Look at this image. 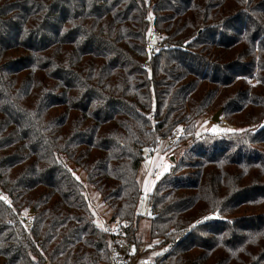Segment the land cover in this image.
Instances as JSON below:
<instances>
[{
  "label": "trees",
  "instance_id": "1",
  "mask_svg": "<svg viewBox=\"0 0 264 264\" xmlns=\"http://www.w3.org/2000/svg\"><path fill=\"white\" fill-rule=\"evenodd\" d=\"M220 109L244 131L195 140L149 193L152 264H264V0H0V264L109 261L71 164L134 257L146 155Z\"/></svg>",
  "mask_w": 264,
  "mask_h": 264
},
{
  "label": "rangeland",
  "instance_id": "2",
  "mask_svg": "<svg viewBox=\"0 0 264 264\" xmlns=\"http://www.w3.org/2000/svg\"><path fill=\"white\" fill-rule=\"evenodd\" d=\"M212 117V113H207L198 118L196 133L193 139H190L187 144H180L177 149L172 146L171 148L163 151L165 142L162 141L158 153H156L157 151H155L153 153L155 156H152L150 154L146 155L144 161L142 162L138 172V178L141 183L143 200H140L137 206V212L140 215L137 234L139 237H141L142 243L138 249V253L132 258L131 264H152L156 257L163 251V248H154L150 240L149 193L153 190L156 182L171 170V166L172 164H174V162H178L187 153V150L191 149V147L195 143V140H203L207 137L221 138L227 134L229 135L231 132L223 130L239 129L236 127V125L230 123L223 114L221 115L220 122L222 120H225L227 123L226 127L220 126V122L217 123L212 121ZM213 126H216L217 130H213ZM179 128L178 130L182 129L181 127ZM165 163L169 165L167 171H164L163 168V165ZM71 165L72 166L70 168L73 169L74 175L78 177L79 180L85 185L86 195L95 215L97 225L105 229L107 227V224L111 220L108 206L103 201L102 195L87 182L85 172L77 165ZM146 182L148 183L150 189L148 192H145L144 190ZM45 264L51 263L46 262Z\"/></svg>",
  "mask_w": 264,
  "mask_h": 264
},
{
  "label": "built area",
  "instance_id": "3",
  "mask_svg": "<svg viewBox=\"0 0 264 264\" xmlns=\"http://www.w3.org/2000/svg\"><path fill=\"white\" fill-rule=\"evenodd\" d=\"M169 48L170 44L165 41V36L162 30L151 23L147 35L146 49L150 53H156L168 50ZM148 66H150L149 59L146 62V67ZM221 124L223 126L227 125L225 120H222ZM178 133V130L174 131V135L169 138L170 143L176 142ZM140 200H143L142 196L139 198V201ZM31 220V215H27L26 222L29 224L31 223ZM106 230L110 237V257L106 264H128L131 258L130 255L135 251V243L127 235L126 223L118 218L111 219Z\"/></svg>",
  "mask_w": 264,
  "mask_h": 264
},
{
  "label": "snow or ice",
  "instance_id": "4",
  "mask_svg": "<svg viewBox=\"0 0 264 264\" xmlns=\"http://www.w3.org/2000/svg\"><path fill=\"white\" fill-rule=\"evenodd\" d=\"M25 31H27V29H25ZM64 31H67V29H65ZM81 39H83V37H81ZM77 42H79V41H77ZM261 127H264V124H262ZM213 130H217L216 126H213ZM181 131H183V129H181ZM223 131H244V130L243 129H226ZM163 168H164V171H167L169 168V165L167 163H165L163 165ZM73 175H74V173H73ZM77 179H79V178L77 177ZM144 190H145V192H148L150 190L147 182L145 183ZM0 199H4L5 201H7V197H0ZM204 219L206 220V219H208V217H205ZM201 222L202 221H197L196 223L199 224ZM191 227H195V224L192 225ZM252 239H253V241H255V237H252Z\"/></svg>",
  "mask_w": 264,
  "mask_h": 264
},
{
  "label": "water",
  "instance_id": "5",
  "mask_svg": "<svg viewBox=\"0 0 264 264\" xmlns=\"http://www.w3.org/2000/svg\"><path fill=\"white\" fill-rule=\"evenodd\" d=\"M222 115V109L218 110L212 117V121L219 123ZM33 212V211H32Z\"/></svg>",
  "mask_w": 264,
  "mask_h": 264
},
{
  "label": "crops",
  "instance_id": "6",
  "mask_svg": "<svg viewBox=\"0 0 264 264\" xmlns=\"http://www.w3.org/2000/svg\"><path fill=\"white\" fill-rule=\"evenodd\" d=\"M159 151V150H158ZM158 151L156 152V153H158ZM152 156H155L154 154H152ZM154 188V187H153ZM109 220H110V218H109ZM108 220V221H109ZM110 222V221H109ZM109 224V223H108ZM108 224H107V226H108ZM107 228V227H106ZM132 258H133V256L130 258V262H131V260H132Z\"/></svg>",
  "mask_w": 264,
  "mask_h": 264
}]
</instances>
